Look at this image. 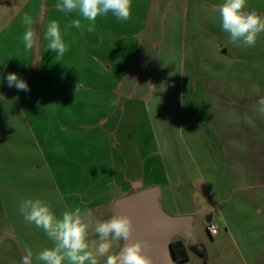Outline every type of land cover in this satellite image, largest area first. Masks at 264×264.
<instances>
[{
	"label": "rangeland",
	"instance_id": "1",
	"mask_svg": "<svg viewBox=\"0 0 264 264\" xmlns=\"http://www.w3.org/2000/svg\"><path fill=\"white\" fill-rule=\"evenodd\" d=\"M148 1L131 0L130 18L121 22L111 13L88 21L78 10H48L58 0L51 4L0 0V264H21L28 252L32 264H43L36 256L53 247V241L20 214L24 199L39 197L61 218L58 193L69 187L79 192L82 214L90 210L100 220L110 215L109 208L81 197L97 170L91 166L97 145L93 148L83 125L88 124L90 104L86 103L91 100L86 87L111 86L130 71L138 48L145 47L141 32L149 25ZM180 2L175 6L181 7ZM223 2L187 0L184 21L182 12L172 21L167 12L157 15L160 38L164 30L165 36L180 33L168 51L162 46L167 59L153 71L155 79L162 77L180 89L175 92L172 87L169 99L174 95L175 103L166 106L164 120L170 119L183 143L175 149L181 154L176 156L180 170L171 176L160 166L151 176L161 190V208L169 215L191 214L196 237V243L187 246L188 258L173 264H264V116L255 109L264 97V33L253 47L233 44L215 11ZM245 10L264 16V0H247ZM25 14L33 21L32 49L24 43ZM53 19L67 49L63 56L48 49L45 38ZM73 20H80L79 29L70 26ZM146 49L154 52L153 47ZM171 67L177 68V74L170 72ZM39 70L66 84L80 82L85 92L61 98H51V93L44 98L37 85ZM8 73H17L29 91L8 87ZM135 101L126 102V114L149 121L150 105L145 108L141 98ZM24 115L27 125L22 122ZM147 145L142 141L148 150ZM147 173L141 171L143 184H148ZM207 222L215 223L217 235L208 234ZM87 238L99 239L92 225ZM119 242L113 244L111 254L119 249ZM105 259L98 257V264Z\"/></svg>",
	"mask_w": 264,
	"mask_h": 264
},
{
	"label": "crops",
	"instance_id": "2",
	"mask_svg": "<svg viewBox=\"0 0 264 264\" xmlns=\"http://www.w3.org/2000/svg\"><path fill=\"white\" fill-rule=\"evenodd\" d=\"M44 1L51 4V0ZM168 1L166 0V3H164V0L148 1L149 6L146 18L149 25L147 30L141 32L146 37L145 47L138 48L137 54L133 59L134 65L130 71L120 76L121 79L111 86L97 85L91 87V85H88L86 87V91L91 93V100L86 103V105L90 104L87 116L88 124L83 125L84 129H88V140H90L93 148H95V144L97 145L96 152L95 149L93 151V161H91L92 169L95 167L97 170L93 173L91 181L82 189L81 197L89 204H98L109 208L111 213L112 203L117 197L144 187L157 185V178L153 179L151 175L160 166L163 167L162 169L167 174L168 172L171 174L180 170L178 166L181 165L177 163L176 156L181 154H176L175 149H181L183 143L182 134L172 130L170 119H167L166 122L164 120L166 106H173V102L175 103L174 95H171L169 99L172 87L175 88V92L180 91V89L170 84L167 79H162V77L155 79V72L153 71L154 68L160 66V60L167 59L161 53L162 46H167L166 50L168 51V46H171L172 39H175L173 37L178 39L180 36L178 31H173L169 36H165L166 31L164 30L163 38H160L162 36L157 31H161V26L160 30H157V15L160 12L162 15L167 12L170 15L169 19L172 21L178 20L180 12H182L181 21H184L185 18L187 0H181V7L179 8L178 5H175L180 0H171L170 3ZM55 3L48 10L51 11L52 8H56ZM133 9H136V5H133ZM174 13L178 15L176 16ZM47 20L44 19L43 22L46 23ZM157 45L160 47L159 49H157ZM147 46L153 47L154 52H148ZM179 51L180 55L178 58L181 62L183 51L182 49ZM151 58H153V64L149 65ZM169 69L172 74H177V68L171 67ZM178 69L181 70V64ZM37 75V85L39 91L44 93V98H46V94L50 96L51 93V98H61L63 95L67 97H72L73 95L75 97L76 93L85 92V85L80 82L71 81L66 84L61 79L49 76L44 70H39ZM139 98L143 101L145 108L149 107L148 104L150 105V113L152 112V114L149 121L146 118H138L135 113L132 116L126 114V102L131 101L135 104V99ZM37 120L40 124V118ZM22 122L27 125L29 119L24 115ZM142 141L146 145L147 143L150 145H147L148 150L142 147ZM157 154L160 155L159 158ZM143 170L149 172L147 173L149 175L148 184H143L140 179L145 175L141 174ZM64 189V191H59L58 193V210L72 211L77 208L82 209L79 207L80 202H78L79 192L69 187L68 190L67 188ZM110 215L106 216L105 220ZM120 244L121 241L119 246Z\"/></svg>",
	"mask_w": 264,
	"mask_h": 264
},
{
	"label": "clouds",
	"instance_id": "3",
	"mask_svg": "<svg viewBox=\"0 0 264 264\" xmlns=\"http://www.w3.org/2000/svg\"><path fill=\"white\" fill-rule=\"evenodd\" d=\"M246 3L247 0H224L215 11L220 17L222 30L229 34L233 44L253 47L258 36L264 33V16L254 10L246 11ZM55 7L66 13L78 10L88 21L111 13L117 20L126 22L131 14V0H58ZM32 22L27 14L22 18L26 25L23 38L27 49H32L36 42ZM70 26L79 29L81 22L73 20ZM45 38L49 41L48 49L57 56L64 55L67 49L54 19L48 22ZM6 82L10 88L29 91L27 82L17 73H8ZM255 109L264 116V97L258 100ZM19 212L25 222L42 230L53 241V247L44 248L36 256L43 264H62L65 260L68 264H98V257L106 258L104 264H152L151 258L145 255L148 241L134 239L135 226L127 214L119 213L110 219L100 220L94 219L90 210L82 214L77 208L66 210L61 218H56L49 205L39 197L22 200ZM89 225L94 227L98 240H88ZM117 241L125 243L119 253L113 255L111 249ZM31 257L32 253L28 252L22 257L21 264H32Z\"/></svg>",
	"mask_w": 264,
	"mask_h": 264
},
{
	"label": "water",
	"instance_id": "4",
	"mask_svg": "<svg viewBox=\"0 0 264 264\" xmlns=\"http://www.w3.org/2000/svg\"><path fill=\"white\" fill-rule=\"evenodd\" d=\"M161 190L158 185H151L122 195L112 203L113 215L124 213L129 215L134 223L135 240L148 241L145 255L151 258L152 264H173L171 256V240L180 239L186 245L196 243L193 231V216L191 214L169 215L160 205ZM106 219V220H107ZM210 216L206 217L208 221ZM121 241L118 254L124 246Z\"/></svg>",
	"mask_w": 264,
	"mask_h": 264
},
{
	"label": "trees",
	"instance_id": "5",
	"mask_svg": "<svg viewBox=\"0 0 264 264\" xmlns=\"http://www.w3.org/2000/svg\"><path fill=\"white\" fill-rule=\"evenodd\" d=\"M171 256L174 262H182L188 258L187 245L184 241L173 238L171 240Z\"/></svg>",
	"mask_w": 264,
	"mask_h": 264
},
{
	"label": "built area",
	"instance_id": "6",
	"mask_svg": "<svg viewBox=\"0 0 264 264\" xmlns=\"http://www.w3.org/2000/svg\"><path fill=\"white\" fill-rule=\"evenodd\" d=\"M206 230L211 237L217 235V233H218L217 226L213 223H210V222H207Z\"/></svg>",
	"mask_w": 264,
	"mask_h": 264
}]
</instances>
